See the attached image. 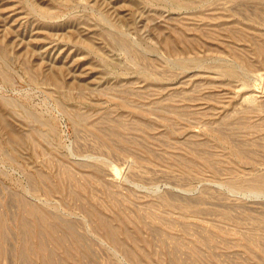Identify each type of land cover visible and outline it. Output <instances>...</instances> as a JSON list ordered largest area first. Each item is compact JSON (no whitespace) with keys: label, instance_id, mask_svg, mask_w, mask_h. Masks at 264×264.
<instances>
[{"label":"rangeland","instance_id":"1","mask_svg":"<svg viewBox=\"0 0 264 264\" xmlns=\"http://www.w3.org/2000/svg\"><path fill=\"white\" fill-rule=\"evenodd\" d=\"M259 46L264 0H0V264H264Z\"/></svg>","mask_w":264,"mask_h":264},{"label":"bare ground","instance_id":"2","mask_svg":"<svg viewBox=\"0 0 264 264\" xmlns=\"http://www.w3.org/2000/svg\"><path fill=\"white\" fill-rule=\"evenodd\" d=\"M180 24V23H179ZM180 25H182V24H180ZM187 29V28H186ZM231 31V30H230ZM202 33V32H201ZM203 35V34H202ZM181 38V37H180ZM164 40V39H163ZM264 47V46H263ZM263 47H261V46H259V48H260V50L261 51H263L264 52V48ZM233 49V48H232ZM233 51H234V49H233ZM235 53V52H234ZM236 54V53H235ZM41 221V220H40ZM99 223H100V225L101 226H103L104 227V229L106 230V234H107V237L109 238V239H111L112 241H114L115 243H118V240H117V230L115 229V228H113V227H110V226H108V224L105 222V221H103L102 219H99ZM41 224H42V221H41ZM42 228L45 230V231H47V230H50V229H52V227H50L49 225H46L45 223H44V221H43V224H42ZM38 246L40 247L39 249H40V252H41V255H42V252L43 251H45V248H44V246H43V243H42V241L41 240H39L38 241ZM27 247V246H26ZM47 252V251H46ZM47 254V253H46ZM41 258H42V264H56V263H54L53 262V260H52V258H51V253H48L47 255H45V256H41ZM151 263V262H150ZM59 264V263H58Z\"/></svg>","mask_w":264,"mask_h":264}]
</instances>
